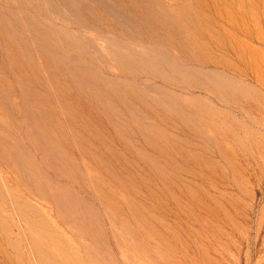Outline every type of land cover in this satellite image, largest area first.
<instances>
[{"label": "rangeland", "instance_id": "obj_1", "mask_svg": "<svg viewBox=\"0 0 264 264\" xmlns=\"http://www.w3.org/2000/svg\"><path fill=\"white\" fill-rule=\"evenodd\" d=\"M0 264H264V0H0Z\"/></svg>", "mask_w": 264, "mask_h": 264}]
</instances>
